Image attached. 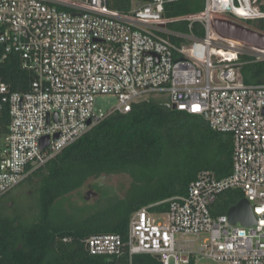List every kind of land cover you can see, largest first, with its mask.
<instances>
[{
  "label": "built area",
  "instance_id": "built-area-1",
  "mask_svg": "<svg viewBox=\"0 0 264 264\" xmlns=\"http://www.w3.org/2000/svg\"><path fill=\"white\" fill-rule=\"evenodd\" d=\"M177 1L129 0L123 13L108 0H0V64L16 57L33 78L20 92L0 76V199L110 116L162 97L167 108L206 114L213 131L231 134V173L199 171L185 195L158 203H168L166 212H135L126 241L93 235L84 248L93 256L149 254L161 264H264V84L246 85L239 73V55L262 62L264 47L214 26L227 20L264 37L249 25L264 21V11L257 0H204L201 12L164 17L165 5ZM174 23L188 32L171 29ZM97 95H114L118 104L95 113ZM232 191L248 201L254 224L213 214Z\"/></svg>",
  "mask_w": 264,
  "mask_h": 264
},
{
  "label": "trees",
  "instance_id": "trees-1",
  "mask_svg": "<svg viewBox=\"0 0 264 264\" xmlns=\"http://www.w3.org/2000/svg\"><path fill=\"white\" fill-rule=\"evenodd\" d=\"M147 1V0H144ZM264 11V0H257ZM112 10L129 12V0H108ZM204 0H178L166 4L163 16L178 17L201 12ZM264 30V21L249 22ZM173 30L188 32L185 23L169 25ZM192 31L203 35L198 23ZM239 73L246 85L264 84V61L255 62L239 55ZM0 76L13 91L26 92L32 75L20 68L16 57L0 64ZM163 98H148L133 104L126 114H115L97 126L78 144L48 163L24 182L37 179V214L27 220L6 207L8 193L0 199V264H161L149 254L119 257L90 255L82 240L93 235L117 234L127 240L131 218L142 207L151 206L152 213H164L168 203L159 202L186 194L189 183L201 170H211L218 178L232 171L233 144L228 133L213 131L201 116L172 110ZM144 171L159 173L157 183L150 180L147 188L134 183L125 198L112 199L110 218L99 216L83 221L71 218L56 222L50 219L55 200L79 189L90 178L102 174H129L136 180ZM152 185V186H151ZM18 187V186H17ZM243 199L240 192L224 194L213 214H225ZM70 237V242H63Z\"/></svg>",
  "mask_w": 264,
  "mask_h": 264
},
{
  "label": "rangeland",
  "instance_id": "rangeland-1",
  "mask_svg": "<svg viewBox=\"0 0 264 264\" xmlns=\"http://www.w3.org/2000/svg\"><path fill=\"white\" fill-rule=\"evenodd\" d=\"M251 25H254L250 23ZM162 98V97H153ZM118 104L117 97L114 95H97L94 97V112L109 111ZM161 179L159 173L144 171L137 174L136 180L129 174H102L96 178L88 179L82 187L54 201L50 219L56 222L71 218L74 221H83L93 216H99L101 222L106 223L111 217L110 207L112 199L125 198L134 183L147 188L152 183H157ZM37 179L32 183L22 182L18 187L8 195L6 207H9L8 213L13 209L20 211L27 220L37 214L38 196L36 195ZM152 186V185H151ZM94 191L95 195L88 196V192ZM99 193V194H98ZM13 208V209H12ZM69 216V217H68ZM64 222V221H63ZM61 223V222H60Z\"/></svg>",
  "mask_w": 264,
  "mask_h": 264
},
{
  "label": "water",
  "instance_id": "water-1",
  "mask_svg": "<svg viewBox=\"0 0 264 264\" xmlns=\"http://www.w3.org/2000/svg\"><path fill=\"white\" fill-rule=\"evenodd\" d=\"M214 26L220 34L226 37L264 47V37L252 29L222 19H215ZM173 110H175V107H173ZM203 116L204 118L207 117L206 114ZM56 137L57 136H55V138ZM47 144L48 138L45 137L41 141V147L44 148ZM88 196L91 195L89 194ZM227 217L233 224L241 223L242 225H252L255 223L250 204L245 199L240 200L236 205L229 208L227 211Z\"/></svg>",
  "mask_w": 264,
  "mask_h": 264
},
{
  "label": "flooded vegetation",
  "instance_id": "flooded-vegetation-1",
  "mask_svg": "<svg viewBox=\"0 0 264 264\" xmlns=\"http://www.w3.org/2000/svg\"><path fill=\"white\" fill-rule=\"evenodd\" d=\"M91 195V194H93V195H95V197H96V195H97V193H95L94 191H90V192H88V195ZM99 194V193H98Z\"/></svg>",
  "mask_w": 264,
  "mask_h": 264
},
{
  "label": "snow or ice",
  "instance_id": "snow-or-ice-1",
  "mask_svg": "<svg viewBox=\"0 0 264 264\" xmlns=\"http://www.w3.org/2000/svg\"><path fill=\"white\" fill-rule=\"evenodd\" d=\"M260 211H264V209H261Z\"/></svg>",
  "mask_w": 264,
  "mask_h": 264
},
{
  "label": "crops",
  "instance_id": "crops-1",
  "mask_svg": "<svg viewBox=\"0 0 264 264\" xmlns=\"http://www.w3.org/2000/svg\"><path fill=\"white\" fill-rule=\"evenodd\" d=\"M131 257V256H130Z\"/></svg>",
  "mask_w": 264,
  "mask_h": 264
}]
</instances>
